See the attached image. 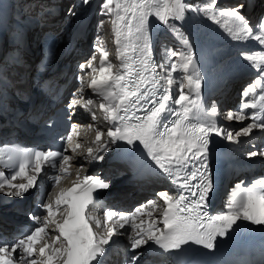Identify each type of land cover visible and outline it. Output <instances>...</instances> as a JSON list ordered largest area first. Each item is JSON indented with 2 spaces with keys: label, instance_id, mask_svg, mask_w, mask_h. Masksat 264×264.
<instances>
[{
  "label": "snow or ice",
  "instance_id": "1",
  "mask_svg": "<svg viewBox=\"0 0 264 264\" xmlns=\"http://www.w3.org/2000/svg\"><path fill=\"white\" fill-rule=\"evenodd\" d=\"M218 3L219 0H203L200 5L186 0H102L99 14L110 19L120 65L116 68L109 62V51L99 43L94 44L95 52L86 64L79 65L81 70L86 66L91 70L87 87L102 98V122L110 125L106 133L97 128L95 153L107 152L109 145L120 149L117 142L122 141L131 150L141 152L142 157L146 154L160 170L152 169L154 174H163L174 191H159L155 194L158 199H150L132 211L108 208L101 220L95 214L101 202L94 193L108 189L110 183L99 175L81 177L77 172L71 187L60 188L54 199L47 193L49 198L45 201V193L41 192L37 211L30 213L34 228L11 242L0 240V264H107L112 250L109 242L114 236L127 235L126 225L133 233L128 236L132 254L127 264H138L143 252L136 250L144 246L157 255L174 250L185 253L193 246L211 252L244 223L264 229V178L236 183L226 193L223 210L210 212L214 188L209 165L211 136L240 143L239 137H250L253 129H264V15L252 25L241 11L245 4L221 8ZM82 4L90 5V0H82ZM69 12L77 14L72 8ZM188 12L202 14L233 41H254L259 46V51L240 53L258 75L242 91L246 99L236 111L224 114L215 102L206 106L201 99L203 77L197 53L188 35L174 23L185 21ZM156 22L169 28L184 46L175 50L162 44L159 61L153 58L151 34ZM104 23L101 20L97 29L103 28ZM95 53H99V67L93 66ZM78 79L83 84V78ZM0 85L8 86L2 74ZM174 85L178 89L175 94ZM77 91L82 93L83 87ZM81 99L83 96L73 93L67 107L73 109ZM92 104L89 98L82 107L89 111ZM246 110L253 111L249 114ZM91 115L93 121L99 119L95 112ZM221 116L229 121L251 122L238 131H230L218 126L217 118ZM81 127L71 124V131L62 137L73 153L82 147L76 139ZM105 134L108 141L102 142ZM68 150L0 147V168L9 170L7 175L0 170V192L24 197L32 189L59 186L71 175L73 157L66 154ZM247 155L264 156V148ZM86 158L89 163L105 159L94 154L92 147L87 149ZM79 166L82 168L83 163ZM161 202V215L156 218L154 212L161 208Z\"/></svg>",
  "mask_w": 264,
  "mask_h": 264
},
{
  "label": "bare ground",
  "instance_id": "2",
  "mask_svg": "<svg viewBox=\"0 0 264 264\" xmlns=\"http://www.w3.org/2000/svg\"><path fill=\"white\" fill-rule=\"evenodd\" d=\"M46 1L49 2V0H46ZM57 1H60L61 3L64 2L65 5H68V3L65 2V0H50V2H56L57 3V7H58V5L61 4V3L57 2ZM69 1H72V2H70L71 5L69 6L71 8L74 0H69ZM233 1H237V0H233ZM262 1H263L262 6H261L262 8L261 7L259 8V10L261 12L264 11V0H262ZM8 6H6V7L0 6V13L3 12L4 10H6L5 13L7 12V14L10 15L11 8L14 9V14L17 12L15 0H12V5L10 6V8H8ZM54 7H53V9L47 8V10L51 11V12H54ZM61 7L62 6L58 7V12L61 10ZM249 7H250V5H249ZM68 10L69 9H66L64 11H68ZM75 10H76V8L73 9V11H75ZM54 15H56V14L55 13H48V15H44L42 19L43 20L50 19ZM62 21L63 20L59 18L55 22L50 24L49 28L43 27L41 36L44 35L45 32H51V35H52L51 37H53L55 40L61 39V38H59L58 33H54L55 32L54 30L57 27L56 24L57 25H62ZM88 23H81V31H86V33L83 34L81 37H76L77 33L75 32V27H76V25H75L70 30L71 35H67L66 34L67 36H66V41H65L64 45H63L64 41H61L62 45H60V49H61L60 52H63V55H62V62L63 63H60L61 74L59 75L57 80L52 81L48 85V87H47V92L49 94L48 99L40 100V99H42V97L39 96L37 93H34V96L36 97L37 102L39 104V108H36V111L38 112V114L40 116H43L45 114L48 115L49 113L52 114L54 110L57 111V110L61 109V107L64 105V102L62 103V101L64 100L66 94H67V96L70 97L71 93H72V91L69 89V86L72 84V81H73L72 74L75 71V64L78 63V62L79 63H84L86 60H88L87 57H91L92 56L91 53L94 54L95 50H93V51L91 50L90 54L89 53L86 54L88 52V50L83 52V53L80 51L79 54H81V57L83 59L82 62H81V59H80L81 57H78L76 59V54L73 55L76 51H78L80 49V47H82V45H79L80 44V39H82L83 36H85L88 33V29L86 27V24H88ZM110 24L111 23H109V25ZM158 24H159L158 22L153 23V25L151 27V34L153 36V58L156 61L158 60V55H159V54H156V52H155L156 43H157L158 37L160 36V34L158 32L159 31V25ZM4 25L5 24H2L0 26V38L1 39H2V37L4 35L3 34V31L5 30ZM19 26H20V24H19ZM66 29H68V27ZM35 34L36 33L32 34L33 38L35 37ZM24 36L28 37L26 32H25ZM99 37H100V35H99ZM70 38H73V40H74L71 44L69 42ZM99 40H101V37H100ZM39 41H40V39H39ZM108 41H109V39H107L105 37V39L101 40V43H105V44L107 43L106 44L107 48H110L108 46L114 45L113 46L114 49L110 53H116V47L117 46H116V44L114 42V35L113 34H112V42L110 43L111 45L109 44L110 41L109 42ZM230 41H231V44L233 45L232 49L230 50L231 55L232 56H239L240 55L239 59L238 58L237 59L239 60V62H241L242 64L247 66V69H243L240 73L238 71L236 72V71L230 70V68H233L234 64H232V65L231 64H227L226 65L225 63H227L228 60H225V62H223V63H218V59H216L215 57H212L210 55L208 56V54H206L207 56H205V58H204V60L202 62L203 63L202 66L205 67L207 65V63H209V58H212L211 63H216L218 65V70L215 71V76H216V80H215V84L216 85L215 86L217 87V89H219V91L217 93L218 94L222 93L223 96H226L227 94H225L224 92L228 93L229 90H230V92H229L230 96H233L237 92V88L235 87V85H232L231 82L235 78H237L239 75L245 74L246 72H249V70H250V69H248L249 66L251 68H253L249 64V62H246L243 59V57L240 54L241 51L242 50L252 51L256 47H257L256 51L259 50L258 44H256V42H254V41L237 42V41H233L231 39H230ZM7 43L8 42H5L4 45L0 46V53L4 51V47L8 46ZM197 44H198V46L200 44V48H201V51H200V48H198V47L196 48L197 49V51H196L197 56H199V54L202 53V50L204 51V44L201 41L200 42L198 41ZM32 46H33V44L32 43L30 44L29 40H25V42H24V52H25L26 57L28 59V63H26L25 67L23 68V72H22L23 75H24L27 87H28V82L29 81H30V83H32L31 87H28V88H31V89H33L32 87L34 85H36V83H38L37 80H39V79L41 80L43 78V76L41 74V68H42V64L41 63L44 62L45 60H47L50 57V53L52 51L51 50L52 45H48V47H46V50L43 51L42 53H40L41 51L36 46H34V47L37 48L38 51L34 52ZM252 52H254V51H252ZM54 53H55V51H54ZM38 55L40 57H43V61L42 60H38L37 63H34V59ZM59 55L60 54H58V56ZM55 57H56V55L53 56L52 60H54ZM67 59H69V60H67ZM72 60H74L76 62L74 63V62H72ZM228 63H230V62H228ZM219 64H221V65H219ZM119 65H120V63H115L116 68H119ZM221 66H223V68ZM116 68H114V70H116ZM33 69H34V73L32 72ZM36 73H39V74L37 75ZM175 75L176 74H174V76ZM10 76H12V75L10 74ZM12 81H14V79H12ZM230 85H232L231 88H229ZM219 87H221V89ZM92 96L95 97L96 94H93ZM96 98H100V97L97 96ZM82 111H83L82 113L80 112V110H76L75 111V113L79 114L78 116H76L78 121L84 120V115L87 114V112L84 111L83 109H82ZM71 113L73 114V112H71ZM65 114H66V112L64 110L63 112H56L55 116L58 117V118H61L62 116H65ZM89 117H91V115ZM247 124L248 123H243V122L235 123L232 126V130L233 131H238L242 126H246ZM88 148H89V146L86 148V152H85L84 157H87V149ZM104 157H105L104 160L109 162V157L107 155H105ZM81 162L83 163V167L82 168L79 166ZM72 163H73V167L71 168V171H72L71 175L66 177L65 180H62L60 185L69 184V180L73 181V179L76 178L77 172H79L80 176H82L85 173V163L81 159H79L77 162H73L72 161ZM86 164L90 165L91 163H89V161H86ZM109 171L116 173V169L114 167L110 168ZM230 171H232L233 173L237 172V170L234 169L232 165L230 166ZM116 174H118V173H116ZM48 182L49 181H47V179H45L44 183L47 184ZM157 182H158V179L155 176H151V177H148L144 181H140V180L130 181V184L127 185V186H125L123 184L116 183L112 188L108 189L104 193V195L108 198L107 205H105L103 208H99L98 211L95 214L97 216H99L101 220H103V212L105 210H107L108 208H111L113 210L132 211L133 209L130 210L128 208L131 207L132 203H134L139 198H141L142 193L145 192V190L144 191H142V190L150 188L152 185H154ZM118 186H125V188L115 189V187H118ZM5 191H8V189H5ZM50 192L51 191H49V193ZM2 197H10V196H6V195H4V192H0V198H2ZM46 198H49V197L47 196ZM38 199H41V195L39 194V191H37V190L35 192H33L32 194H30V195L24 196L25 204L23 205V208L26 209V212L31 211V210H28V204H31V206H32L33 203L35 201H37ZM9 202L10 201H7V204ZM0 208H2V210H5L7 212H10V213L12 212V215H14V216H18L16 214V211H15L14 207H11V206L10 207L9 206L4 207L2 204H0ZM12 208H13V210H12ZM101 209H102V211H101ZM23 221H24L23 223L28 222L27 219H23ZM125 227L128 229V234L127 235H122L120 241L115 244V247L112 250L113 253L111 254L110 264L115 262L116 259L119 260V262H118L119 264H127V260L130 257V256L127 255V250L130 249V241L128 239V236L129 235H133V233L131 232V228L128 225H126ZM119 231L123 233L124 229H120ZM148 248H149L148 246H144L142 249H137L136 250L137 252H143V255L139 258L138 264H143V262L149 261L151 259H163V260L167 261L165 259L164 255H157V254L149 251ZM130 254H132V251L130 252Z\"/></svg>",
  "mask_w": 264,
  "mask_h": 264
},
{
  "label": "rangeland",
  "instance_id": "3",
  "mask_svg": "<svg viewBox=\"0 0 264 264\" xmlns=\"http://www.w3.org/2000/svg\"><path fill=\"white\" fill-rule=\"evenodd\" d=\"M0 1H1L0 2V6L6 7V6L9 5L8 8H10V6L12 5V0H0ZM68 1L69 0H65V2H67V3H68ZM219 1L221 3L220 2H219L220 4L218 3V7H221V8H223V7H230V6H234V5L237 4V2L236 1H233V0H219ZM49 2H50V0H49ZM49 2H47L46 0H15L17 12L14 14V9L11 8V13H12L11 15H12V17L14 19L17 17L18 12L19 13H23V14L25 12L26 13H31V14H28V15H31V16H28V17L23 18L21 21H19V24H20V26H22V28L23 27H26L24 29L23 33L25 34V32H26L28 37H25V36L24 37H25V40H29L30 44L31 43L33 44V46H32L33 51L35 52V51H38V49H39L41 51L40 53H42L43 51L46 50L45 46L40 45V41H39V39H40L39 37L41 36L43 27L49 28L50 27V24H52L53 22H55L57 19H59V18L60 19H63L64 17L65 18L62 21V25H59L56 30H60V28H63L64 29L65 28V24H67V25L68 24L69 25H73L74 24V26H75V25H77L75 23H78V22H86L87 23V21H90L92 19L88 24H86V27L88 29V33L85 36H83L82 39H80V44L79 45H82V47H80V49L76 53V59L78 57H81V54H79L80 51L83 53V52H85V51L88 50V52L86 53V54H88V53H90L91 50L92 51L95 50L93 46L90 47L89 42L94 37V34L97 32V22L98 21L100 22L101 20H104L105 21L108 18V17L101 16L99 14L100 9H99V6L98 5H100V3L102 2V0H90V5H83L79 9H76L75 10V12L77 13L75 16H73L69 11H64L66 9H69L70 8L69 6L71 4L65 5L64 2L61 3L60 1H57V2H60L61 3V4H59V5L62 6L61 7V10L58 12V14L54 15L52 18L43 20L42 19L43 16H40V18H37L35 15L33 16L32 11H34V10H35L34 13L38 15V11L39 10L45 11L47 8L53 9L54 6L57 7V3L56 2H50V3ZM186 2L189 3V4L200 5L202 3V0H187ZM241 2L243 3V0ZM249 2H250V4H249L250 7H253L252 5H255V3L253 4L251 1H249ZM262 3H263L262 0H258L256 2V5L253 8H255L256 10L259 9L262 6ZM66 7H68V8H66ZM93 7H94V9H96L97 13L95 12V10H93ZM252 11H254V10H252ZM64 12L68 13L67 16H65L66 13H64ZM190 14H193V12H190ZM20 16H18L17 19H19ZM203 18L204 17L202 16V14L199 15V16L198 15H195V14L192 15V19H195V20L201 21ZM206 20L210 23L211 26H213L212 28L214 30V34H213V36L204 35L203 37H201V40L204 42L203 43L204 44V51L207 49V47H206V44H207V45H209V47H208V49H209L208 50L209 51L208 56L210 54H213L216 57L219 56V58H222L223 59V60L222 59H219L218 60V63H223L227 59H232L233 61H235V59H233V58H237V57L231 55V53L229 52V47L223 46V45L233 46L231 44L230 38L227 36V34L224 32V30L222 28H220L219 25H216L215 23H213L212 21H210L208 19H206ZM15 21H16V19H15ZM109 21H110V19L108 21H105L104 27L103 28H100L98 30V35H100L101 40L102 39H105V37L107 39H109L110 42L109 41L108 42L110 44L112 42V34L113 33H112V30H111V26H110L111 24L109 25V23H110ZM14 23L15 22H13V24ZM158 25H159V28H160L161 24H158ZM56 26H57V24H56ZM4 27H5V25H4ZM34 27H36V28H34ZM92 30H93L94 34H93V32H91ZM207 30H210V29L208 28ZM32 32L33 33H36L34 38L32 36V34H33ZM217 32L220 33V35H219L220 37H216L215 36L217 34ZM54 33H58V36L61 39L65 35V33L61 34V31L54 32ZM161 33L162 34H160V36H162V37L160 38V36H159L158 37V40H157V43H156V48H155L156 54L161 53L162 49L160 51V49L158 48L157 45H159L161 47L162 44H167L169 47H171V48H173L175 50H181V49H183L184 46H183L182 42L175 35L168 34V33L166 34L164 31H161ZM224 38H227V39H224ZM101 40H100V43H101ZM197 43L198 42H196V44ZM8 44H9V42L7 43V45ZM101 44H102V46H104L109 51V53L114 49L113 48L114 45H111L110 44L111 46H108L110 48H107V46H106L107 43L106 44L105 43H101ZM191 44L193 46V50L195 51V49H194V47H195L194 43L191 42ZM34 46L38 47V49L35 48ZM197 47H198V44H197ZM256 49H257V47L254 50H252V51L255 52ZM257 51H259V50H257ZM112 56H114V55H112ZM210 56H212V55H210ZM58 57L59 56L57 54L56 57L54 58V60H56ZM87 58L89 59L90 57H87ZM160 58H161V56L158 55V60L157 61H159ZM80 59H81V62H82V60H83L82 57ZM67 60H69V59H67ZM72 62L75 63L76 61L72 60ZM219 65H221V64H219ZM221 67L223 68V66H221ZM230 70H233V68H230ZM233 71H236V72L238 71L239 73L241 72V71L235 70V69ZM174 74H176V73H174ZM119 188H125V186L115 187V189H119ZM130 252H131V250L128 249L127 250V255L128 256H131Z\"/></svg>",
  "mask_w": 264,
  "mask_h": 264
}]
</instances>
